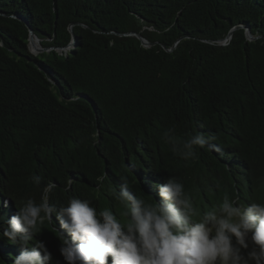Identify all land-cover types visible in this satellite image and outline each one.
Instances as JSON below:
<instances>
[{
    "label": "trees",
    "instance_id": "16d2710c",
    "mask_svg": "<svg viewBox=\"0 0 264 264\" xmlns=\"http://www.w3.org/2000/svg\"><path fill=\"white\" fill-rule=\"evenodd\" d=\"M72 24L78 46L59 51ZM237 26L258 39L240 29L218 43ZM30 29L48 50L30 52ZM169 127L218 138L185 161L162 142ZM125 175L156 199L153 185L177 176L202 211L225 194L264 203V0H0V217L48 181L57 207L76 196L117 212L108 188ZM20 252L0 238V264Z\"/></svg>",
    "mask_w": 264,
    "mask_h": 264
},
{
    "label": "clouds",
    "instance_id": "9594fccd",
    "mask_svg": "<svg viewBox=\"0 0 264 264\" xmlns=\"http://www.w3.org/2000/svg\"><path fill=\"white\" fill-rule=\"evenodd\" d=\"M217 138L202 131L181 138L175 127H169L161 139L173 155L195 161L198 149L212 147ZM44 179L43 174L31 177L37 186ZM107 179L103 174L97 177L96 191L104 188ZM72 184L69 179L63 190L70 191ZM153 187L158 199L139 193L134 182L122 176L118 187L108 188V195L120 206L114 212L76 196L57 207L50 200L57 185L48 181L39 202L21 200L13 216L0 217V238L21 248L14 264H60L46 243L37 239L46 225L59 233L65 264H264V203L245 204L239 196L225 194L202 211L177 176ZM3 207H8L7 200Z\"/></svg>",
    "mask_w": 264,
    "mask_h": 264
},
{
    "label": "water",
    "instance_id": "95a60500",
    "mask_svg": "<svg viewBox=\"0 0 264 264\" xmlns=\"http://www.w3.org/2000/svg\"><path fill=\"white\" fill-rule=\"evenodd\" d=\"M26 22V21H25ZM28 24V23H26ZM76 26V24H72L69 28V31L72 35V40H71V43L65 47V48H59L58 50L59 51H67L69 49H74L75 47L78 46V40H77V37L74 33V27ZM86 27V26H84ZM240 29H245L246 31V36H247V39L249 41H254V40H257L258 37H255L253 36V34L251 33V29L250 27H244V26H237V27H234L228 34V36L222 40H219L218 43L221 44V45H226L233 37V34L235 31L237 30H240ZM128 36H134L136 38H138L142 45L146 48H150L154 45H156L157 43H151L150 41H148L147 39H145L141 34H138V33H129L127 34ZM29 49H30V52L34 55H37L39 53H42L43 51H46L48 49H44L41 45V41L40 39L35 35L34 31L32 29H30V38H29ZM171 51V50H169Z\"/></svg>",
    "mask_w": 264,
    "mask_h": 264
},
{
    "label": "rangeland",
    "instance_id": "374dc122",
    "mask_svg": "<svg viewBox=\"0 0 264 264\" xmlns=\"http://www.w3.org/2000/svg\"><path fill=\"white\" fill-rule=\"evenodd\" d=\"M45 237H46V239H48L49 243L55 249V251L59 254V258L61 259V263L65 264V262L63 261V257H62V255L60 254V251H59V249H60L59 243H57L55 239H52V237L48 233H46Z\"/></svg>",
    "mask_w": 264,
    "mask_h": 264
}]
</instances>
